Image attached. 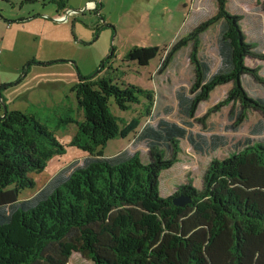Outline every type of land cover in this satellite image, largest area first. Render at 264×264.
Returning <instances> with one entry per match:
<instances>
[{"label":"trees","instance_id":"trees-1","mask_svg":"<svg viewBox=\"0 0 264 264\" xmlns=\"http://www.w3.org/2000/svg\"><path fill=\"white\" fill-rule=\"evenodd\" d=\"M187 11L189 18L196 16L189 3ZM243 19L227 9V0H217L213 15L171 45H137L124 55L126 61L147 66L164 52L158 67L163 72L190 46L192 79L189 88L176 91L180 123L160 118L141 124L151 116L154 91L99 76L107 59L93 76H80L71 87L81 116L59 120L76 127L68 144L47 121L33 113L8 111L0 97L6 109L0 113V264H66L73 252L86 254L92 264H208L211 255L212 264H264V97L243 85L246 78L264 86L260 65L246 63L247 58L264 61V51L247 38ZM216 25L221 64L211 73L199 50L201 35ZM113 55L114 49L107 58ZM226 84V96L195 117L200 103ZM110 98L121 111L141 106L140 114L129 120L115 115ZM224 106H230L227 130H239L251 111L263 119L251 126L247 137L230 144L232 152L226 157L211 159L201 188L188 178L172 194L161 196V172L179 161L182 139L200 155L227 146L223 135L191 131L194 122L208 131L207 118ZM130 134H136L135 142H145V160L125 149L103 154L109 140ZM67 147L86 154L59 169L33 196L20 199L21 190L35 185L31 173L43 171ZM180 194L191 202L175 206L172 198ZM74 231L79 243L65 241ZM53 244L59 247L57 258L45 254Z\"/></svg>","mask_w":264,"mask_h":264},{"label":"rangeland","instance_id":"rangeland-1","mask_svg":"<svg viewBox=\"0 0 264 264\" xmlns=\"http://www.w3.org/2000/svg\"><path fill=\"white\" fill-rule=\"evenodd\" d=\"M83 1L72 0L74 4H81ZM34 2L35 0L31 2L0 0V88L3 86L0 97L2 93L6 96L8 104L4 105L8 111L18 110L35 114L47 121L48 126L63 144H68L76 127L63 126L59 120L68 116L75 118L81 116L71 87L80 76L83 78L93 76L107 59L99 76L110 78L115 83L129 82L154 91L155 103L151 116L143 117L141 124L145 122L155 124L160 118L182 122L177 107L176 91L180 87L189 88L192 79L190 46L179 51L163 72H159L158 67L164 52L150 60L147 66H139L123 58L130 48L137 45H156L160 48L171 45L178 37L187 34L198 23L213 15L216 12L217 0H201L197 9L193 11L196 13L193 22H190L186 9V11L181 10V13H175L172 22L163 26L160 21L164 16L161 14L150 18L142 16V21L138 23V19L132 14L122 16L121 12L114 8L113 13L108 16L118 22L117 25L115 24L116 28L90 10L70 16L67 23L56 22L55 14L49 6L42 10L41 2ZM130 4V0L126 1L127 7ZM73 8L81 9V7ZM227 9L231 13L243 15L242 26L247 38L256 44L259 50L264 51V0H227ZM36 14L41 15L36 16ZM28 16L32 18L26 20ZM23 19L26 21L24 22ZM154 19L159 22L155 24L157 30L153 27ZM76 22L75 29L73 24ZM190 24L193 26L188 28ZM217 32L218 25L201 35L199 53L210 62L211 73H214L221 64L216 42ZM112 49H114L113 57L107 58ZM32 58L34 62L30 63ZM246 63L250 67L260 65V73L264 76V61L247 58ZM25 69L28 70L27 73ZM243 85L251 94L264 97V86L261 84L244 78ZM229 88V84L216 87L209 99L200 103L195 117L203 116L210 107L222 100ZM109 109L115 115L129 120L140 114L141 106H135L133 111H121L110 98ZM229 111L230 106H224L211 114L207 118L208 131H203L202 126L194 122L191 129L193 133L220 134L228 139V144L209 154L200 155L192 150L185 139H182L179 161L170 169L161 172L159 184L161 196L172 194L177 186L186 182L188 178L192 179L195 187L201 188L204 172L211 159L226 157L232 152L230 144L247 137L251 126L263 119L259 112L251 111L248 113V120L234 132L225 128L231 123L228 118ZM135 137L136 134H130L124 138L111 139L101 150L105 156L114 155L123 149L129 153L139 152L141 158L145 160L148 151L146 144L142 140L135 142ZM260 138L264 139V133ZM85 154L82 149L67 147L64 154L50 159L43 171L31 173L35 185L33 188L21 190L19 198L33 196L59 169L72 160H81ZM78 236L77 231H74L65 241L79 243L76 242ZM58 250V245L53 244L45 254L57 258ZM212 263H214V255H211L208 262V264ZM40 264L48 263L44 261ZM66 264H92V261L86 254L73 252L66 260Z\"/></svg>","mask_w":264,"mask_h":264},{"label":"crops","instance_id":"crops-1","mask_svg":"<svg viewBox=\"0 0 264 264\" xmlns=\"http://www.w3.org/2000/svg\"><path fill=\"white\" fill-rule=\"evenodd\" d=\"M90 1L97 3L96 8L91 9L90 11L95 13L97 16L100 15L102 17L101 19L107 21V23L109 24L112 23L114 25V28H116L115 24L117 25L118 22L114 21L112 19L113 17L108 16L110 15V13H113L114 8L120 11L122 16L132 14L133 17H136L138 19V23L142 21V16L150 18V16L153 15L156 16L161 14L164 16L163 20L160 21L161 25L163 26L168 22H172L175 13L177 14L181 13V10L186 11L187 5L190 2V0H130L131 4L128 7L126 6V1L128 0H84L81 4H74L72 0H48L47 1L48 3H46V0H41V1L35 0L34 3L41 2L40 4L42 5L41 7L42 10L47 9V7L49 6V9L55 14V16H57L59 14H63L65 9L67 8H71V9H74L73 7L83 8L86 5V3ZM163 1H165V3ZM40 15L36 14V16H40ZM191 17H195V15ZM191 17L189 18L190 22L193 20V18ZM31 18L32 17L28 16L26 20ZM26 20H24V22ZM60 23H65V22H60ZM158 23L159 22L156 19H154V24H153L154 30H157V28H155V24ZM192 26L193 25L190 24L188 28H191ZM73 27L75 29L77 28V22L73 24ZM116 35H117V30H116ZM32 59L34 60V58ZM2 97L4 104H8V100L4 95V93H2ZM2 111H3V105L0 103V113Z\"/></svg>","mask_w":264,"mask_h":264},{"label":"built area","instance_id":"built-area-1","mask_svg":"<svg viewBox=\"0 0 264 264\" xmlns=\"http://www.w3.org/2000/svg\"><path fill=\"white\" fill-rule=\"evenodd\" d=\"M200 2H201V0H197V1L196 0H190L189 11L196 10L197 7L199 6ZM96 6H97L96 2L90 1V2L86 3V5L83 8H81L80 10L67 8L63 12V14L55 16L54 20L57 22H66L70 16L78 15L80 12H83L85 10L95 9Z\"/></svg>","mask_w":264,"mask_h":264},{"label":"water","instance_id":"water-1","mask_svg":"<svg viewBox=\"0 0 264 264\" xmlns=\"http://www.w3.org/2000/svg\"><path fill=\"white\" fill-rule=\"evenodd\" d=\"M3 110H4V113H5V108L3 106ZM191 202V198L188 197V196H185V195H177V196H174L172 198V203L175 205V206H178V207H183L185 206L186 204H189Z\"/></svg>","mask_w":264,"mask_h":264}]
</instances>
